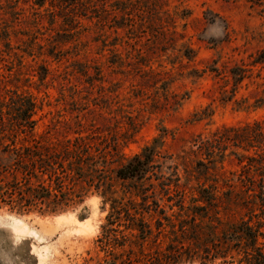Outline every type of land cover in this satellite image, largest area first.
Returning <instances> with one entry per match:
<instances>
[{
  "label": "rangeland",
  "instance_id": "374dc122",
  "mask_svg": "<svg viewBox=\"0 0 264 264\" xmlns=\"http://www.w3.org/2000/svg\"><path fill=\"white\" fill-rule=\"evenodd\" d=\"M36 1L0 0V101L15 91L32 96L37 134L54 128L47 137H61L70 127L74 136L80 121L84 135L98 128L101 137L118 139L129 158L161 137L168 177L200 137L264 118V105L252 106L264 98V64L250 65L264 50V0H154L141 14L124 0H110L108 15L80 16L81 25L69 17L77 0L59 1L64 11L56 14L49 0L43 7ZM237 66L249 69L251 78L227 101L229 71ZM215 67L219 75L211 71ZM206 109L213 116L196 121ZM197 161L191 155L186 163L189 214L191 197L210 185ZM224 167L240 172L232 156ZM178 170L184 184L185 167ZM108 207L91 195L60 214L0 208V264H98L105 256L97 240ZM20 221L37 237L22 231Z\"/></svg>",
  "mask_w": 264,
  "mask_h": 264
},
{
  "label": "trees",
  "instance_id": "16d2710c",
  "mask_svg": "<svg viewBox=\"0 0 264 264\" xmlns=\"http://www.w3.org/2000/svg\"><path fill=\"white\" fill-rule=\"evenodd\" d=\"M46 1L35 5L43 7ZM59 1L49 0L52 14L64 11ZM153 1L121 2L140 13ZM109 7H113L110 0H77L69 17L74 25H81L78 17L94 18L98 12L108 15ZM142 24L134 22L130 27ZM187 52L190 58L191 51ZM262 64L264 50L250 63ZM211 71L220 74L217 67ZM248 72L245 66L229 71L233 88L227 101L251 78ZM263 105L264 98H259L252 106ZM37 110L36 101L23 92L15 91L0 101V208L60 214L98 195L104 208L109 206L97 240L105 254L98 264H181L194 259L202 264L217 260L221 264H264V118L217 129L207 140L200 137L196 149L183 152L167 177L160 160L161 137L129 158L118 139L101 137L98 128L84 135L87 132L80 121L74 136L70 127L61 137H47L54 128L37 134ZM213 114L214 110L206 109L195 120ZM229 149L233 150L227 154ZM191 155L210 182L199 187L198 196L191 197L193 214L186 205L191 182L186 163ZM230 156L240 172L225 169ZM180 166L186 170L184 184Z\"/></svg>",
  "mask_w": 264,
  "mask_h": 264
},
{
  "label": "bare ground",
  "instance_id": "6f19581e",
  "mask_svg": "<svg viewBox=\"0 0 264 264\" xmlns=\"http://www.w3.org/2000/svg\"><path fill=\"white\" fill-rule=\"evenodd\" d=\"M20 225H21L20 228L22 229V231H24V232L25 231H30L32 234H35V236L37 237V233H35L34 231H31L26 224H24L23 222L20 221Z\"/></svg>",
  "mask_w": 264,
  "mask_h": 264
}]
</instances>
